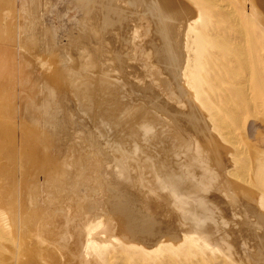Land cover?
Instances as JSON below:
<instances>
[{
  "label": "bare ground",
  "instance_id": "obj_1",
  "mask_svg": "<svg viewBox=\"0 0 264 264\" xmlns=\"http://www.w3.org/2000/svg\"><path fill=\"white\" fill-rule=\"evenodd\" d=\"M10 1L11 0H0V68H3V69H0V87L3 89L4 85L6 83H8L7 82L8 77L6 78L5 76H9V74H11V73H9V71H12V72L16 71L12 67L14 66V62L18 58V63L23 62L26 65L25 67L30 68L31 71L32 70L39 71L42 74V77H44V83H45V78H47L46 79L47 82L48 81L50 82L49 85L52 86L53 91H54L52 94H57L58 91L60 92L62 89L64 90L66 86H67V88H68V86H70L72 91L76 93V96H77V99L79 100V103L80 104L83 103V105L85 103V108H87L86 111H89V113L93 114V112H91L92 109H90V100H89V96L92 97L93 95L91 96V95H89L91 93H88L89 92L88 90H91L92 88L89 86L91 88L90 89L88 87L89 84L86 83L89 80L86 82L82 81L83 80L82 78L85 76V73L87 71L84 72V74H83L84 76L81 75V76H83L82 78L79 74L75 73V71L73 73H72V71L70 72L71 67L69 66L70 67L69 68L67 66L69 64L65 65V63H68L69 61H71V60H69V57H64V59L63 58L61 59L60 57L56 58V56H58L56 54V52H58L57 50H59V49H57L55 51L54 48L48 50V53L50 54V55H47L48 61H46V62L40 61V60L38 61V58H36L37 57V54H36V57H35L36 59L35 58L34 59H35V61L37 60V62H34L32 55L34 53H36V50L38 52L39 48L34 50L32 48V45L28 44L29 42H27V43L25 42V41H27V38H25L24 35H26L25 34V32L27 31L26 27L29 28V25L28 26L26 25V27H24L26 30L25 29H23V30H25V31H21V19H19L16 16L17 12L15 13V9L13 7L15 5L14 4L15 1L14 2L13 1L10 2ZM147 1L148 0H146V2ZM149 1H151V0H149ZM168 1L170 2V0H168ZM172 1H171V5H170V3H167L164 0H155L154 4L152 3L153 8L150 11L155 10L153 12H156V14L154 13V15L152 17H150V16L153 13L149 12L148 10L147 11L149 12V14L151 13L149 15V17L147 16L148 13L139 12V14L143 13L139 16L141 17V19L143 21H145L147 27H150L149 26L150 21L155 23V20L158 19V22L160 20H161V22L162 21L165 22V26L167 25L166 27L168 28L167 31L169 30L168 34H170L169 32H173L170 34L174 38V39H172L173 43L171 44V46L169 43L170 47H166L167 44L165 45V49L169 50V53H167L169 55H167V56H170V52H171V55L172 54L174 55V61H175V66L173 65L174 68L171 71L172 73L170 72V74L169 73L168 74H169V77H171V79L178 81L177 83H182V85H180L181 88L179 89L180 92H179L178 96L176 95V97L175 96L171 97V100L166 102V103H168V105H169V103L172 104V106L170 107L172 109L171 110L172 112H175L178 115L184 114L185 116H187V117L181 116V118L179 120V121H181V124L179 123L180 125H178V126L181 127V129H183L184 131L187 130L188 132H185V134L186 133L187 134L184 137L180 136L181 135L180 133H179L180 137L178 136V133H177V135L172 134V133L168 134L167 132L163 133L164 136L168 135V138L170 137L169 135H171L173 137L172 141H170V139L169 140L167 139V141H169V143L167 142L169 144L167 146H169V147H167L166 149H169L170 152L172 153V155L174 153H176L182 159L184 158V156H187V153L189 154L188 157H190V156L193 157L195 155L194 160H195L196 166H194V163H192L191 160L187 163L188 159L185 158L186 159L185 161L187 164H193V166L189 165L188 169H190V168L194 169V172L197 173L196 175L199 178V180H201V181L203 180L205 182H213V186L212 185H210V186L213 187L212 191H214V196L211 197V193H210L211 191L210 190H209L210 192L206 191L207 190L206 188L202 187V189H201V188H199L200 186H197L198 188L195 187V185H197V184H194V188L186 186L185 183H182V182L186 181V179L185 180L183 179L184 181L180 180L181 181L180 186H178V188H176V190L172 191V189H174L171 185L172 179H173V181L178 179L176 177L177 172H175V169H176L175 166L173 167L175 169L172 171L174 172V174L176 176L172 175L171 177H168L166 179L165 174H163L164 172H160V173L158 172L159 175L161 173H162L161 174L162 176L164 175L163 176L164 177V179H163L164 183H159L160 181H158V178H157L158 182L157 181L154 182V180L150 179L151 176L150 177L144 176V175L148 174L149 171L151 170V169H149L151 166L149 167V164L147 163L148 161L145 162V159H146L145 158L144 163H143L144 164L143 168H145L144 169L145 171H142L143 170L142 169V170H140V171H142L141 174H138L139 172L136 173L137 174L136 175L137 180L140 179L139 181H142L144 183V185L141 182L140 185L134 184V186L131 187L132 190H138V191L141 190L140 189L141 185H143L146 188V190L144 192L139 194V198H140L139 200L140 201H138L136 203L135 202L130 203L129 206H126L125 208L119 207L117 209V211H115V209L111 208V206H109V204H108L109 201H111V200L107 201L108 202L107 203L105 201L106 198L105 197L103 198V194H106L105 193L106 189L101 184L102 179L100 181V178L103 177L104 179H106L107 177L101 175L102 174L101 170H103V167L101 169L102 165L101 166L98 164L95 165V162L93 164L92 160H91L92 165L93 166L95 165V166L94 167L91 166L92 168H90L88 166V165H90V163H88L87 166L90 168L92 174L91 175L89 174L91 177H88L89 175L86 176V179H84L85 178L84 177L83 178L84 182H82L81 177H80V173H81L82 169L79 167V164H77V162H76L77 158H75V157H77V156H75V157L71 156V158H70V156L68 155V158L67 157L59 158V160H57V163H56V165L58 167L56 166V168H55L53 166V162H52L53 159H51L53 157V154H52V157L50 158V155H49L50 153L43 148V144L46 141H48V140H46L47 138L43 139V138H41L43 136L40 137V136H38L39 134L37 135L35 133V130L33 129L34 124L33 125L31 124L32 120H34V119H32L28 116V113L29 112L32 113L31 110H33L34 108H32V109L30 108V111H27L29 102H28V104H26L24 101L23 106L21 105L22 107L20 106V109L18 108L19 111L17 110L18 111L17 112L16 109L13 108L12 106L18 100L16 102H14V104L12 106H10L9 108H8L9 105L7 104V103H9V101H8L6 103L8 105V106L6 105L7 106V108H5L6 110L1 109L3 103L0 104V264H139L135 259L131 260V258L134 257L133 255H135L137 253H139V254L143 253L148 258H157L158 254L163 253L167 250H171L174 252L179 251V250H186L189 252L190 250H192L193 247L194 248L198 247L199 249L203 250V252L206 254V256H205V258L198 257L196 259V262L192 263V264H264V202L262 200L263 194L261 192L262 190H260L255 184L256 179L254 177L253 178L250 177L249 174H247V167L253 168L254 171L256 172V174L260 170L264 169V151L260 150L255 145H253L252 142L250 141V139L247 137V134L245 132L246 131L245 126L247 128V125H254L257 127H263L264 128V82H262L263 80L261 79V76H260L262 73H258L257 79H255V83L257 84V86H256L257 92L255 94L253 93L252 87H251L252 83H254L253 80L251 79L252 77L250 78L251 79V85H250V79L243 80V82H239L241 84V86L239 87L238 93L240 92L239 94H242L246 99H248V102L251 103L252 108L251 107H250L251 109L248 108V111H246V113L244 111L245 114H243V111H241V108H240L239 111L242 112V114H241V113L236 112L234 109L231 111L230 110L231 107L230 108L226 107L227 110L229 109V111H225L227 113L229 121L224 119V118L219 117L220 114L217 110V107L212 105V108H210L211 107L210 102H209L210 97H208V96H211V95H209L208 93L206 94L205 93L206 91H203V89H204L203 83H201L202 85H199L198 82L194 79L193 74L191 73L190 69L188 68L189 67L188 66L189 65L188 59L185 61V57H184V60H183V56H185L182 54V48H183L182 41L184 38L183 37V35H184L183 24H185V23L189 24L190 20L194 19L193 17L194 16L196 17V14L198 12L196 14H194V16H192V19L190 18L191 16L190 17H188V16L185 17L184 15L181 16L180 11L178 12L177 10L179 8L183 9L186 7V6H184V3L182 6V2L184 0L181 1V6H179V4L172 2ZM238 1H239V4H242L244 6L248 5L247 4V2H248L249 7H250L248 11H250L251 15H253L257 20L261 21V23L264 24V2H263L264 0H238ZM12 3H13V5H11ZM130 4H131V2H130ZM133 4H135V3H133ZM140 4H141L140 7L142 8L145 3L143 4V2H142ZM233 4H231V5H233ZM95 5H94V7H96ZM185 5H187L186 2H185ZM226 5H229V4H226ZM105 6H107V5H105ZM190 6H192V5H190ZM218 6L222 10V12L225 13L224 16L226 14L230 17L234 15V14L231 15L230 8H228L229 6L227 7V6H223L220 4ZM138 7H139V5H138ZM146 7L147 6L144 7L145 11L147 8L149 9L151 7V5H150V7H147V8ZM245 7H247V6H245ZM106 8H104L105 11H106ZM233 8H234V6H233ZM186 9H187V11L188 10L193 11L194 8L193 9L186 8ZM132 10H134V6H133ZM139 10H140V8H139ZM235 10H236V8H235ZM100 11H102V10H100ZM110 11H111V13L113 12V10H110ZM192 11H188V12L185 11L186 12L185 15L189 12H190V14H192L193 13ZM23 13H24V11H23ZM144 13L148 18H146ZM168 13H170L169 14L170 16H168ZM206 13L208 14V12H206ZM216 13H215V16H216ZM22 14H19V15L24 16ZM28 15H30V14H28ZM160 15H162L163 18H161ZM247 15H248V13H247ZM165 16H166V18H165ZM226 16H225V19H226ZM104 17H108V16H104ZM104 17H102V18H104ZM248 17H247V20H248ZM24 18H27V17H24ZM181 18L184 19L183 23H181L183 21ZM187 18H189V19H187ZM221 18H223V17H221ZM185 19L188 21L185 22ZM175 20H177L176 25L174 23ZM232 20H233V22H235L234 18ZM105 21H106V19H105ZM147 22H149V24ZM158 22H157V26H158ZM26 24H28V22ZM29 24L34 25V27L36 26L35 23L34 24L29 23ZM159 24H160V22H159ZM31 25H30V27L33 28ZM87 25H88V23H87ZM107 25H108V23H107ZM162 25H163V23H162ZM162 25L160 24V26H162ZM154 26H155V24H154ZM244 26H245V24H244ZM202 27H203V25H202ZM144 28H145V26H144ZM157 28H159V26ZM148 29H150V28H148ZM185 29H186V27H185ZM233 29H234V34L237 35V37H236L237 39H238V37L239 38H246L245 31L241 28V25H240V27H239V25L238 26L235 25L233 27ZM155 30L156 29L153 30V28L151 29L152 35L153 34L155 35L156 32L158 33L159 29L157 31H155ZM228 30H230V29H228ZM228 30H226V31H228ZM215 31L217 32V29H215ZM215 31H213V32H215ZM163 32L165 33V31H163ZM163 32L161 31V34ZM185 32H186V30H185ZM164 33L162 36H164V38H165L166 35H164ZM225 33H227V32H225ZM218 34H220V33H218ZM85 35H87V34H85ZM215 35H216V33H215ZM226 35H228V33ZM226 35H224V36H226ZM172 36H169V37H172ZM184 36L186 38V35H184ZM32 37H34V35ZM32 37L30 40H32ZM82 37L84 38V36H82ZM82 37H80V39ZM219 38H221V36ZM229 39H230V36H229ZM163 40H166V39H163ZM234 40H231V39L228 40L229 42L227 45H229V46H226V45L225 46L228 50H230L232 52L234 57H237L235 62L237 64L243 66L245 70L249 71V69H250V66H249L250 51H248L247 48L242 47L240 44H237L236 42L238 40L236 42ZM241 40L243 41V39H241ZM39 41H40V39L38 40V42ZM160 41H162V39ZM168 41L169 40L167 39L165 42L168 43ZM244 42H245V40H244ZM30 43H31V41H30ZM32 43H33V41H32ZM35 44H36V42H35ZM40 45H41V41H40ZM87 45H89V44H87ZM35 46H37V45H35ZM252 48H255V47L252 46ZM41 49H43V48H41ZM89 49H90V47H89ZM14 50L18 51L17 55L14 54V52H16ZM32 50L34 53L32 52ZM43 50H42V52H43ZM63 50H64V48H63ZM209 50H211V49H209ZM254 50H253V52H254ZM45 53H47V52H45ZM67 53L69 54V52H67ZM92 53H94V52H92ZM58 54H59V52H58ZM78 54H79V51H78ZM213 54H215V53H213ZM186 55H188V54H186ZM191 55H188V56H191ZM59 56L62 57V54ZM252 56H254V55L252 54ZM171 58L173 59V56ZM80 60H82V59H80ZM169 60H171V59H169ZM91 61H92V58H91ZM148 62H149V60H148ZM171 62H173V61L171 60ZM171 62H169V63L171 64ZM50 63H54V67H52L53 65ZM73 63H74V61H73ZM87 63H88V61L86 62V64H83V66L84 65L87 66ZM15 65H16V63H15ZM258 65L259 64L257 61L255 64V67L257 70H259L261 68V67L259 68ZM10 67L12 68V70ZM25 67H23V68H25ZM89 67H90V65H89ZM92 67H94V66H92V64H91V68ZM17 68H18V66H17ZM28 68L25 70L24 73H27L26 71H28ZM21 69L22 68H20V70ZM236 69H237V66H236ZM256 69H255V71H256ZM29 71H28V73H29ZM39 72H38V74H39ZM33 73L35 74L36 72L33 71ZM13 74L16 75L17 71ZM80 74H82V73L80 72ZM90 74H91V72H90ZM90 74H88V75H90ZM25 75H27V74H25ZM31 76H32V74L29 76V78ZM100 76H102V75H100ZM245 76H246V74H245ZM92 77H94V76H92ZM18 78H19V74H18ZM29 78H27V80H29ZM33 78H31L33 80V82H32L33 86L36 84L39 85L38 81H36ZM95 78H98V77H95ZM95 78H94V80H95ZM105 78H107V77H105ZM208 78H210V76ZM40 79H41V77H40ZM40 79H39V83L41 82ZM161 79H163V77ZM21 80L23 82V79H21ZM92 80H93V78H91V81ZM100 80H101V78H100ZM169 80H170V78H169ZM18 81H20V80H18ZM35 81H36V84H35ZM98 81H99V79H98ZM98 81H97V83H98ZM11 83L13 84L12 81H11ZM32 83H29V84H32ZM162 83H163V81H162ZM174 83H175V81H174ZM18 84H20V83H18ZM6 85H7V88H8V86L11 88L10 85H8V84H6ZM91 85H93V83ZM164 85H166V83L163 84V86ZM30 86H32V85H30ZM102 86H103V84H102ZM115 86L116 85H114L113 87H115ZM36 87L38 88V86H36ZM97 87H100V86H97ZM103 87H105V84ZM94 88H96V86H94ZM100 88H102V87H100ZM14 89L15 88L12 89V92ZM103 89H105V88H103ZM6 90H8V89H6ZM20 90H21V88H20ZM33 90H35V89H33ZM96 90H98V88ZM96 90H95V94H96V92L99 93V90L98 91H96ZM175 90L177 91V89H175ZM175 90H173V91H175ZM3 91H5V90H3ZM24 91H25V89H24ZM38 91L39 90H37V92ZM105 91H107V90H105ZM105 91H103V92H105ZM7 92H5V93L7 94ZM29 92L27 91V93H29ZM103 92L101 95H103ZM169 92H170V89H169ZM34 93H36V92H34ZM41 93H43V92H41ZM64 93H65V91H64ZM70 93H72V92H70V90H69L68 94H70ZM166 93H168V92H166ZM13 94H15V92ZM52 94H50L51 97L54 96V95L52 96ZM107 94H108V97L110 99L111 98V92L107 91ZM169 94H168V96H169ZM174 94H176V92ZM7 95L11 99L12 95L11 96H9V94H7ZM7 95L5 97H7ZM58 95H61V94L59 93ZM58 95H56V96H58ZM27 96H28V94H27ZM156 96H158V95H156ZM237 96H239V95H237ZM104 97L106 98V96H104ZM255 97H257V98L261 97V99H262L260 109H256L257 106L254 105L255 104L254 103ZM2 98H0V99H2ZM58 98H59V96H58ZM68 98H69V96H68ZM59 99H61V98H59ZM111 99L113 100V98H111ZM48 100L49 99H47V101ZM64 100H61V101L67 102V100H65V101ZM235 100H237V99H235ZM21 101H22V99H21ZM94 101H96V100H93V102ZM101 101H99V102H101ZM105 101H107V100L105 99ZM114 101H115V99H114ZM50 102L52 103V99ZM99 102L96 104H100ZM211 102H212V100H211ZM213 102H215V100ZM240 102H241V99H240ZM107 103H108V101H107ZM74 104H76V103H74ZM93 105H95V104L93 103ZM64 106L67 107L68 105H64ZM66 107H63V109ZM99 107H101V106H99ZM60 108H62V106ZM68 109H69V106H68ZM36 110H37V108H36ZM39 110H41V109H39ZM100 110H99V112H100ZM34 111H35V109H34ZM140 111H143V110H140ZM36 112L37 111H35L34 114ZM99 112H98L97 118H99L98 116H100L103 119L102 121H105L106 117L104 115H100L101 113H99ZM157 112H160V111L157 110ZM167 112H168V110H167ZM42 115H43V112H42ZM147 115H148V113H147ZM15 116H16V118H15ZM38 116H40V115H38ZM148 116L151 117L150 113ZM173 116H174V114H173ZM18 117L20 118L19 119L20 123L17 121L20 124L18 126L19 129L16 128L17 125L12 121V120L15 121V119H17ZM40 117H42V116H40ZM91 117H92V115H91ZM175 117L177 118V116H175ZM222 117H224V116L222 115ZM33 118H34V115H33ZM93 118H95V117H93ZM144 118H146L145 120L148 121L147 117H144ZM144 118H142V120ZM38 119H39V117H38ZM134 119H136V117ZM152 119L154 120V118H152ZM164 119L161 118L160 119L161 122ZM170 119H172V118H170ZM36 120H37V118H36ZM151 120H149V121L151 122ZM167 120L169 122V118ZM173 120H175V119H173ZM182 120H183V122H182ZM37 121H39V120H37ZM37 121L34 122L35 125H36ZM54 121L57 122V120H55V118H54ZM156 121H157V119L155 117V122ZM105 122H107V121H105ZM136 122H138V121H136ZM165 122H166V120H165ZM175 123H178V122H175ZM38 124H40V123H38ZM38 124H37V126H38ZM67 124H69V123L67 122ZM108 124H109V122H108ZM134 124H135V122H134ZM42 125H43V123H42ZM151 125H153V123H151ZM155 125H156V123H155ZM165 125L167 126L168 124H165ZM97 126H99V125H97ZM146 126H148V125H146ZM40 127L42 129V126H40ZM169 127L168 128L171 131L172 125ZM150 128L152 129V127H150ZM168 128L166 129L167 131H168ZM17 129L23 130L26 137H28V136L33 137V142L35 143V145H33L34 146L33 150H31V151L30 150H21V151L17 152V149L15 147L16 145L14 146V144H15L14 142L16 141V136H15L16 134L15 133H16ZM35 129L41 130L40 128H35ZM157 131H159V130H157ZM184 131H181V132H184ZM20 132H22V131H20ZM177 132H178V130H177ZM133 133H135V132H133ZM68 135L69 134H67V137H68ZM71 135H72V133H71ZM71 135L69 137H71ZM103 135H104V132H103ZM68 138L66 139V141H68ZM165 138H167V137H165ZM74 139H75L74 143L76 144L77 140L75 137H74ZM162 139H164V138H162ZM78 140H79V138H78ZM111 140L114 141V139H111ZM64 141L65 140H63V142ZM137 142H139V141H137ZM137 142L135 144H137ZM155 142H156V140H155ZM68 143H69V141H68ZM111 143L112 142L110 141V144ZM164 143H166V141ZM110 144H108V145H110ZM132 144H134V143H132ZM72 145H74V144H72ZM45 146H46V144H45ZM47 146H49V144ZM164 146H165V144H164ZM29 147H26V148L30 149ZM148 147L150 148V146H148ZM22 148L25 149L24 147H22ZM72 148L76 149L75 147H72ZM67 149H68V147H67ZM164 149H165V147H164ZM132 150H133V148H132ZM132 150L131 151L127 150L128 154L130 152L133 153L135 151V150L134 151H132ZM138 150H137V152H138ZM159 150H161V149H159ZM69 151L73 152L74 150L73 151L69 150ZM76 152L79 153V151H76ZM140 152H141V149H140ZM158 153H159V151H158ZM166 153H167V151H166ZM72 154H75V153H72ZM75 155H77V154H75ZM122 155H124V154H122ZM153 155H154V152H153ZM168 155H170V154H168ZM57 156H58V154H57ZM131 156H132V154H131ZM158 156H156V157L158 158ZM60 157H61V155H60ZM154 157H153V159H154ZM156 157H155V159H157ZM160 157L163 158L162 156H160ZM126 158H128V157H126ZM143 158L144 157H142V159ZM151 159H149V160H151ZM167 159H168V163L170 164V162H171L170 157H167ZM138 160H140V159H138ZM142 161H140V162H142ZM101 162H103V161H101ZM155 162H156V160H155ZM177 162H179V161H176V162L172 161V164L177 163ZM109 163H106V164L104 163V164L107 165ZM132 163L136 164L137 162L134 161L131 157L130 164H132ZM113 164H115V163H113ZM182 165H183V163H182ZM197 165H198V167H197ZM112 166H114V165H112ZM153 166H154V164H153ZM184 167H185V165H184ZM89 168H87V169H89ZM155 168H157V167H155ZM96 169L97 170L100 169V171H97ZM147 169H149V171H147ZM181 169H183L182 166H181ZM108 170H110V169H108ZM114 170H116V169H114ZM94 171H95V174H94ZM154 171L157 172V170H154ZM160 171H162V170H160ZM177 171H178V169H177ZM83 172L85 173V171H83ZM166 172H167V170H166ZM203 172H205V173H203ZM86 173H87V171H86ZM143 173H144V175H143ZM154 173L155 172H153V174ZM207 173H209V176L207 175ZM178 174H179V172H178ZM150 175H152V174H150ZM167 175H168V173H167ZM162 176H160V177H162ZM147 178H149L150 180H148ZM207 179H209V180L207 181ZM71 180H72V183L70 182ZM257 180H258V178H257ZM187 183L189 184V182H187ZM86 185H88V187ZM118 194H120V193H118ZM212 195H213V192H212ZM85 196H88V197H85ZM172 196H174V197H172ZM169 197L174 199L173 202L169 203V201L167 200V199H169ZM134 201H135V199H134ZM140 205H141V207H140ZM214 208H216V209H214ZM165 209L170 210V212H171L170 216H168V215L165 216L163 214ZM193 209H194V211H193ZM172 210H174V213H176V212L178 213L177 215L174 214L175 215L174 217L171 216ZM124 212L125 213L127 212L128 214L127 213L124 214ZM166 212H168V211H166ZM184 214L185 215L187 214V215L185 216ZM129 253H131V254H129ZM130 256H133V257L130 258ZM167 264H168V262H167Z\"/></svg>",
  "mask_w": 264,
  "mask_h": 264
},
{
  "label": "rangeland",
  "instance_id": "obj_2",
  "mask_svg": "<svg viewBox=\"0 0 264 264\" xmlns=\"http://www.w3.org/2000/svg\"><path fill=\"white\" fill-rule=\"evenodd\" d=\"M12 1L13 2L15 1V3H14L15 5L13 7L15 9V13L17 12L16 16L19 19H21V31H25L27 29V31L25 32L26 35H24L25 38H27V41H25V42L26 43L29 42L28 44H31L32 48L34 50L39 48L38 52L40 54L37 52V50H36V53H34L32 50V52L34 53L32 55V58L34 59L36 57V54H37L36 58H38V61L40 60V61L46 62V61H48L47 55H50L48 53V50L54 48V50L56 51L57 49H59V50H57L59 52V54H58V52H56V54L58 55V56H56V58L60 57L61 59L62 58L64 59V57H69V60H71V61H69L68 63H65V65L69 64L67 66L71 67V68L70 67L69 68H70V72L72 71V73L75 71V73H77L81 76L84 74V72L87 71L85 73V76L83 75L84 77L81 76V78L83 77L82 81H84V82H86L88 80L90 81V82L88 81L86 83L89 84L88 87L90 86L92 89L90 87L89 88L94 92L93 93L91 90H88L89 91L88 93H91L89 95H91V96L93 95L92 97L89 96L90 109H92L91 112H93V114H94L93 115V114L89 113V111H86L87 108H85V103H84V105H83V103L82 104L79 103V100L77 99L76 93L72 91L70 86H68V88L66 86L64 90L62 89L60 92L58 91L57 94H52L54 91H53L52 86L49 85L50 82L49 81L47 82V80H46L47 78H45V83H44V77H42V74L39 71H37V70L31 71L30 68L25 67L26 65L23 62L21 63L19 61L20 63H18V58L16 61L14 60L15 61L14 66L12 65L13 66L12 68H14V70L17 71V74H16L17 76L13 74L16 71H14V72L9 71V73H11V74H9V76H5L6 78L8 77L7 78L8 83H6V84L10 85L11 88L9 86L7 88L6 84H5L6 86L4 85L5 88L3 87V89H2L0 87V94L2 93L0 95V98H2V97L4 98V99L3 98L0 99V104L3 103L1 109L7 108L8 105H9L8 106V108H9L10 106H12L14 104V102H16L18 100L19 102L17 101L12 106L13 108L16 109V111L17 110L19 111L20 106L21 105L23 106L24 101L26 104H28V102H29L27 111H30V108L31 109L34 108L35 111H37V112L39 111L38 112L39 114L36 112L35 113L36 115H35L34 114L35 111L33 109V110H31L32 113L31 112H29L30 114L28 113V116L30 118L34 119V120L31 119L33 122V123L31 122V124L32 125L34 124L33 129L35 130V133L37 135L39 134L38 136H40V137L43 136V137H41L43 139L47 138L46 140H48V141H46L43 144V148L50 153L49 154L50 158L52 157V154H53L54 158L52 157L51 159H53L52 162H53V166L55 168L57 166L56 163H57V160H59V158H63V157L68 158V155L70 156V158H71V156L72 157L77 156V157H75V158H77L76 162H77V164H79V167L82 169L81 173H80V177H81L82 182H84V179H86V176H88L89 174L90 175L92 174L90 168L94 167L97 164L100 166L102 165L101 169L103 167V170H101L102 171L101 175L107 177L106 179H104L103 177L100 178V181L102 179L101 184L106 189L105 190L106 194H103V198L104 197L106 198L105 199L106 202L111 200V201H109V203L108 202L107 203L109 204V206H111V208L115 209V211H117V209L119 207L125 208L126 206H129L130 203H134V202L136 203V202L140 201L139 200L140 199L139 194L144 192L146 190V188L143 186L144 183L142 181H139L140 179L137 180V176H136L137 174L136 173L139 172L138 174H141L142 171H145L144 170L145 168H143V165H144L143 163H144L145 158H146L145 162L148 161L147 163L149 164V167L151 166L149 168L151 170L149 171V169H147V171H149V173L148 172H147L148 174L145 173L146 175H144V173H143V175L146 177L151 176L150 179L154 180V182H156L157 178H158V181H160L159 183H164V181H163L164 175L162 176L161 175L162 173L159 175L160 172H164L163 174H165L166 179L168 177H171L172 175L176 176L174 174V172L172 171L175 169V168H173L175 166L176 167L175 172H177L176 177L178 179L174 180V181L172 179L171 185L174 188V189H172V191L176 190V188H178V186H180V182L184 181L186 179V181L189 182V184L186 181L182 182V183H185L186 186L194 188V184H197V185H195V187L200 186L199 188H201V189H202V187L206 188L207 189L206 191H209V190L211 191V192L209 191L211 193V197L214 196V191H212L213 182H205L203 180L202 181L199 180V178L196 175L197 173L194 172V169H192V168L188 169L189 165L193 166V164H187L190 160L192 161V163H194V166H196L195 165L196 163L194 160L195 155L193 157L192 156L188 157L189 154L187 153V156H184V158L182 159L176 153H174L172 155L170 150L166 149L167 147H169V146H167V145H169L168 144L169 141H167V139L168 140L170 139V141H172L173 137L171 135H169L171 138L170 137L168 138V135L164 136L163 133L167 132L168 134L172 133V134H176V135L178 133V136L180 134H181L180 136H183V137L186 136L187 133L185 134V132H188V131L187 130L184 131L178 125L181 124V121H179L181 116L182 117H187V116H185L184 114L178 115L175 112H172L171 111L172 109L170 108L172 106V104L169 103V105H168V103H166V102L171 100V97H173V96L176 97V95L178 96V94L180 92L179 89L181 88L180 85H182V83H177L178 81L171 79V77H169L170 72L174 68L173 65L175 66V61H174V55L173 54L171 55V52H170V56H167V55H169V54H167V53H169V50L165 49V45L167 44L166 47H170L171 44L173 43L172 39H174V38L172 35H170L173 32H169L170 34H168L169 30L167 31V29H168L166 27L167 25L165 26V22L164 21L161 22V20H160L159 21L160 24L162 25V23H163V25L160 26L158 19H156L157 21L155 20V23L150 21V25H149L150 27H147L145 21H143L141 19V17L139 16V15L143 14V13L139 14V12L148 13L147 14L148 17L151 13H153V14H151L150 17H152L154 15V13L156 14V12H153L155 10L150 11L153 8L152 6H153L155 0H151V1L148 0L147 2H146V0H139L140 2L138 0H135V1L134 0H129V1L128 0H125V1L124 0H100V1L99 0H88V1L87 0H33V1L32 0H11L10 2H12ZM164 1L167 3H170V5H171L172 0H170V2L168 0H164ZM181 1L182 0H173L172 2H175V3L179 4V6H181ZM233 1L234 0H184L182 2V6L184 3V6H186V7L183 9L179 8L177 10L178 12L180 11L181 16H183V15L185 17L191 16L190 17L191 19H192V16H194V14H196L198 12L196 14V17L194 16L193 17L194 19L190 20L189 24H187V23L183 24L184 35H186V38H187L186 39L185 36L183 35V37H184L183 41L180 39L182 41V45H183L182 54L185 55V56H183V60H184V57H185V61L188 59V61H189V65H188L189 67L188 68L190 69L191 73L193 74L194 79L198 82L199 85H202L201 83H203V87H204L203 91H206L205 92L206 94L208 93L209 95H211V96H208L211 98V99L209 98V102L211 105L210 108H212V105L217 107V110H218L219 114L221 115V116L219 115V117L224 118L226 120H228V116H227V113L225 111H229V109L227 110L226 107L227 108L231 107L230 108L231 111L234 109L236 112L241 113V114H242V112L239 111L240 108H241V111H243V114H245L246 111H248V108H250V107L252 108V105L250 102H248V99H246L242 94H239L240 92L238 93L239 87L241 86V84L239 82H243V80H247V79H250L252 77L251 79L253 80L254 83H252L251 87H252V91L254 94L257 92V90H256L257 84L255 83V79H257L258 73L263 74V75L261 74L260 76H261V79L263 80L262 82H264V24L261 23V21L257 20L253 15H251L250 11H248L250 8L248 2H247L248 5H245L247 7H245L244 5L239 4L238 0H235L236 2L235 1L233 2ZM130 2H131V4H130ZM142 2H143V4L144 3L145 4L144 5L142 4L143 7L141 8L140 3H142ZM185 2L187 5H185ZM133 3H135L137 6ZM217 4L227 6V7L229 6L228 8H230L231 15L234 14L233 16H231L232 18L226 14L227 16L225 15L226 16V19H225V16H224L225 13L222 12V10L220 9V7ZM226 4H229V5H226ZM231 4H233V5H231ZM11 5H13V3ZM94 5L96 7H94ZM105 5H107V6H105ZM138 5H139V7H138ZM150 5H151V7H150ZM190 5H192V6H190ZM133 6H134L135 11L132 10ZM145 6L150 7V8L148 9L146 7L147 9L145 11V8H144ZM233 6H234V8H233ZM104 8H106V11L104 10ZM139 8H140V10H139ZM186 8H190V9L194 8L193 11L188 10V11H192L193 13L191 12L192 14H190V12H189V13H187L188 15L187 14L185 15V13L188 12ZM235 8H236V10H235ZM100 10H102V11H100ZM110 10H113V12H112L113 14L111 13ZM147 10L151 13L149 14V12ZM23 11H24V13H23ZM205 11L208 12V14ZM18 13L19 14L23 13L22 15H24V16H20ZM145 13H144V15H145ZM215 13H216V16H215ZM247 13H248V15H247ZM28 14H30V15H28ZM169 14L170 13H168V16H170ZM103 15L108 16L109 18L104 17ZM147 16H146V18H148ZM24 17H27V18H24ZM102 17H104V18H102ZM160 17L163 18L162 15H160ZM221 17H223V18H221ZM247 17H248V20H247ZM165 18H166V16H165ZM233 18H234L235 22H233V20H232ZM105 19H106V21H105ZM187 19H189V18H187ZM177 20H175V22H174L175 25L177 24L176 23ZM182 20H181L182 21L181 23L184 22V19H182ZM26 21L28 22V24H26L27 23ZM186 21H188V20L185 19V22ZM157 22H158L159 28H157L158 27ZM29 23H33V24L35 23L37 27L36 26L34 27V25H31ZM87 23H88V25H87ZM107 23H108V25H107ZM147 23L149 24V22H147ZM154 24H155V26H154ZM244 24H245V26H244ZM26 25L27 26L29 25V28L26 27ZM30 25L33 28H31ZM202 25L204 28L202 27ZM235 25H237V26L239 25V27L241 25V28L245 31L246 38H239V37H238V39L236 38L237 35L234 34V29H233V27ZM144 26H145V28H144ZM24 27H26V29ZM185 27H186V29H185ZM219 27L220 28L222 27V28L220 29ZM148 28H150V29H148ZM152 28H153V30L156 29L155 31H157L159 29L158 33L156 32L155 35L154 34L152 35V31H151ZM23 29H25V30H23ZM215 29H217V32L215 31ZM228 29H230V30H228ZM160 30L162 32L165 31V33L163 32L164 35H166L165 38H164V36H162L163 33L161 34ZM185 30H186V32H185ZM226 30H228V31H226ZM213 31H215V32H213ZM225 32H227L228 35H226L227 33H225ZM215 33H216V35H215ZM218 33H220V34H218ZM85 34H87V35H85ZM223 34L226 36H224ZM33 35L35 38L32 37ZM168 35L172 36V37H169ZM219 35L221 36V38H219L220 37ZM82 36H84V38ZM229 36H230L231 40L235 39L234 40L235 42L238 40L236 42L237 44H240L242 47L247 48V50L250 51V54H249L250 69H249V71L245 70L243 66L237 64L235 62L237 57H234L232 52L226 48V46H229V45H227L229 42L228 40H230ZM31 37H32V40H30ZM80 37H82V38L80 39ZM37 39L38 40L40 39L41 45H40V41L38 42ZM161 39H162V41H160ZM163 39H166V40L168 39L169 40L168 43H166L165 42L166 40H163ZM241 39H243V41ZM29 40L31 41V43ZM244 40H245V42H244ZM32 41H33V43H32ZM35 42H36V44H35ZM169 43H170V46H169ZM34 44L37 46H35ZM87 44H89V45H87ZM252 46H254L256 49L252 48ZM89 47H90V49H89ZM41 48H43L45 51ZM63 48H64V50H63ZM209 49H211V50H209ZM252 49L253 50L255 49L254 52ZM42 50H43V52H42ZM65 50L67 52H69V54ZM14 51H16V50H14ZM78 51H79V54H78ZM17 52L18 51L14 52V54L17 55ZM45 52H47V53H45ZM92 52H94V53H92ZM213 53H215V54H213ZM61 54H62V57L59 56ZM186 54H188V55L192 54V55L188 56ZM252 54L255 57L252 56ZM172 56H173V59L171 58ZM91 58H92V61H91ZM35 59H34V62H37V60L35 61ZM80 59H82V60H80ZM169 59H171L173 62H171V60H169ZM148 60H149V62H148ZM73 61H74V63H73ZM87 61H88L87 66L86 65L83 66V64H86ZM255 61L256 62L258 61V64H259L258 67L259 68L261 67L259 70H257L255 67V64H256ZM169 62H171V64ZM15 63L18 66V68L15 65ZM50 64H52L53 65L52 67H54V63H50ZM91 64L94 67L91 68ZM89 65H90V67H89ZM22 66L25 68H23ZM236 66H237V69H236ZM12 68H11V70H12ZM20 68H22V69L20 70ZM27 68H28V71L30 70L29 73H28V71H26L27 73H24ZM0 69H3V68H0ZM255 69H256V71H255ZM33 71H35L36 73L34 74ZM38 72H39V74H38ZM80 72L82 74H80ZM90 72L92 75L90 74ZM18 74H19V78H18ZM25 74H27V75H25ZM31 74L34 78L32 76L29 78V76ZM88 74H90L91 76ZM245 74H246V76H245ZM38 75L41 77V79ZM100 75H102V76H100ZM92 76H94V77H92ZM209 76H210V78H208ZM95 77H98V78H95ZM99 77L101 78V80ZM105 77H107V78H105ZM162 77H163V79H161ZM27 78H29L30 81L27 80ZM31 78L38 81L39 85H37L36 81H35L36 85L33 86V83H32L33 80ZM91 78H93L92 81H91ZM94 78H95V80H94ZM169 78H170V80H169ZM21 79H23V82ZM39 79L41 81L40 83H39ZM98 79H99V81H98ZM251 79H250V85H251ZM18 80H20V81H18ZM11 81L13 82V84L11 83ZM97 81L99 84L97 83ZM162 81H163V83H162ZM174 81H175V83H174ZM18 83H20V84H18ZM29 83H32V84H29ZM92 83H93V85H91ZM165 83H166V85L163 86V84H165ZM102 84H103V86L105 84V87H103ZM30 85H32V86H30ZM114 85H116L117 87L116 86L113 87ZM36 86H38V88ZM94 86H96V88H94ZM97 86H100L102 88L97 87ZM12 87L15 88L13 90V92H12V89H13ZM20 88H21V90H20ZM97 88H98L100 94L98 92H96V94H95V90ZM103 88H105V89H103ZM168 88L170 89V92H169ZM6 89H8V90H6ZM24 89L26 92L24 91ZM33 89H35V90H33ZM36 89L39 91L37 92ZM175 89H177V91ZM3 90H5V91H3ZM69 90L72 93L68 94ZM98 90H96V91H98ZM105 90L111 92V98H113V100L111 98L109 99L107 91H105ZM173 90H175V91H173ZM27 91L28 92L30 91V92L27 93ZM64 91H65V93H64ZM101 91L102 92L105 91V92H103V95H101L102 94ZM5 92H7V94H9V96L12 95L11 99H10V97H8V95ZM14 92L16 95L13 94ZM34 92H36V93H34ZM41 92H43V93H41ZM166 92H168V93H166ZM175 92H176V94H174ZM59 93L61 95H58ZM27 94H28V96H27ZM50 94H52V96L53 95L54 96L51 97ZM168 94H169V96H168ZM6 95H7V97H5ZM56 95H58L59 98H61V99H59L58 96H56ZM156 95H158V96H156ZM237 95H239V96H237ZM68 96L70 99L68 98ZM104 96H106V98ZM21 99H22V101H21ZM47 99H49V100L47 101ZM51 99H52L53 104L50 102ZM64 99L67 100V102ZM105 99L108 101V103H107V101H105ZM114 99H115V101H114ZM235 99H237V100H235ZM240 99H241V102H240ZM61 100H64L65 102H63ZM93 100H96V101L93 102ZM211 100H212V102H211ZM214 100H215V102H213ZM8 101H9V103H7ZM99 101H101V102H99ZM98 102L100 104H96ZM74 103H76V104H74ZM93 103L95 105H93ZM254 103H255L254 105L257 106L256 109H260V105L262 103L261 97H258V98L255 97ZM60 105L62 106V108H60L61 107ZM64 105H68L69 109H68V106L66 107ZM99 106H101V107H99ZM63 107H66V108L63 109ZM36 108H37V110H36ZM39 109H41V110H39ZM99 110H100V112H99ZM140 110H143L145 113L143 111H140ZM157 110L160 112H157ZM167 110H168V112H167ZM244 111H245V113H244ZM42 112H43V115H42ZM98 112L101 113L100 115H104L107 118V119L105 118V121H107V122L102 121L103 119L100 116H98L99 118H97ZM147 113H148V115L150 113L151 117H149L147 115ZM37 114L42 116V117L38 116ZM173 114H174V116H173ZM33 115H34V118H33ZM91 115H92V117H91ZM222 115L224 117H222ZM134 116L136 117V119H134L135 118ZM175 116H177V118ZM38 117H39V119H38ZM93 117H95V118H93ZM144 117H147L148 121L145 120L146 118H144ZM155 117L157 119L156 122H155ZM160 117L162 119H164V118L165 119L162 120V122H161ZM167 117L169 118V122L167 120L168 119ZM15 118H16V116H15ZM36 118L40 122L37 121ZM54 118H55V120H57V122L54 121ZM142 118H144V119L142 120ZM152 118H154V120ZM170 118H172V119H170ZM19 119H20L19 117L17 119H15V121L11 119L17 125L16 128H18V129H19L18 126L20 125ZM173 119H175V120H173ZM149 120H151V122ZM165 120H166V122H165ZM35 121H37L40 124H38L36 122V125H35V123H34ZM136 121H138V122H136ZM67 122L69 124H67ZM108 122H109V124H108ZM134 122H135V124H134ZM175 122H178V123H175ZM182 122H183V120H182ZM42 123H43V125H42ZM151 123H153V125H151ZM155 123L157 126L155 125ZM37 124H38V126H37ZM165 124H168L167 125L168 127L172 125L171 131L169 129L170 127L168 128ZM97 125H99V126H97ZM146 125H148V126H146ZM40 126H42L43 130L41 129ZM149 126L152 127V129ZM35 128H40L41 130L38 129L39 130L38 131ZM167 128H168V131L166 130ZM18 129L16 130V133H15L16 134L15 135L16 141L14 142L15 143L14 146L16 145L15 147L17 149V152H19L21 150H30V151L33 150V147H34L33 145H35V143L33 142V137H29V136L26 137L24 134V131L18 130ZM156 129L159 130L160 132L157 131ZM176 129L178 130V132ZM245 129H246L245 132L247 134V137L250 139L252 144L255 145L257 148H259L260 150L264 151V128L263 127H257L254 125H247V128L245 126ZM20 131H22V132H20ZM181 131H184V132H181ZM103 132H104V135H103ZM133 132H135V133H133ZM71 133H72V135H71ZM67 134H69L68 137L71 135V137H69L70 139L67 137ZM73 136L76 138L78 143L77 142H76V144L74 143L75 139ZM165 137H167V138H165ZM67 138H68L69 143H68V141H66ZM78 138H79V140H78ZM110 138L114 139V141H112ZM162 138H164V139H162ZM63 140H65V141L63 142ZM155 140H156V142H155ZM110 141L112 142L111 144H110ZM137 141H139V142H137ZM165 141H166V143L167 142L168 143L167 144L164 143ZM136 142L138 145L135 144ZM71 143L74 145H72ZM132 143H134L135 145ZM45 144H46V146H45ZM48 144H49V146H47ZM108 144H110V145H108ZM164 144H165V146H164ZM21 146L24 147L25 149H23ZM148 146H150V148ZM26 147H29L30 149H27ZM67 147L69 150H71V151L74 150V151L70 152L67 149ZM72 147H75L76 149H74ZM164 147H165V149H164ZM132 148H133V150H132ZM140 149H141V152H140ZM159 149H161V150H159ZM127 150H130V151L135 150V151L133 152L134 154L129 151L132 154V156H131L130 153L128 154ZM137 150H138V152H137ZM76 151H79V153ZM158 151H159V153H158ZM166 151H167V153H166ZM153 152H154V155H153ZM72 153H75L77 155L72 154ZM57 154H58V156H57ZM122 154H124V155H122ZM168 154H170V155H168ZM60 155H61V157H60ZM140 155L144 158L142 159V157ZM130 156L132 157V159L134 161L137 162L136 164H134V163L130 164V162H131ZM154 156L155 157L158 156V158L157 157L156 158L159 161L157 159H155ZM160 156H162L163 158H161ZM126 157H128V158H126ZM153 157L156 160V162L153 159ZM167 157H170V159H171L170 164L168 163ZM185 158L188 159L187 163L185 161L186 160ZM138 159H140V160H138ZM149 159H151V160H149ZM91 160H92L93 164L95 162L94 166L92 165ZM101 161H103V162H101ZM140 161H142V162H140ZM172 161L173 162L179 161V162L174 163L175 164L174 165V164H172ZM88 163H90V165H88ZM104 163L105 164L109 163V164L105 165ZM113 163H115V164H113ZM182 163H183V165H182ZM153 164H154V166H153ZM112 165H114V166H112ZM184 165H185V167H184ZM181 166L184 170L181 169ZM155 167H157V168H155ZM197 167H198V165H197ZM87 168H89V169H87ZM108 169H110V170H108ZM114 169H116V170H114ZM177 169H178V171H177ZM140 170H142V171H140ZM154 170H157V172ZM160 170H162V171H160ZM166 170H167V172H166ZM83 171H85V173ZM86 171H87V173H86ZM97 171H100V169H98ZM253 171H254L253 168L247 167V174H249L250 177H252V178L254 177L256 179L255 180L256 186L260 190H262L261 191L263 194L262 200L264 202V169L260 170L257 174L255 171L254 172ZM105 172L106 173L108 172L109 174L108 173L106 174ZM153 172H155L154 173L155 175L153 174ZM178 172H179V174H178ZM167 173L169 176L167 175ZM203 173H205V172H203ZM94 174H95V171H94ZM150 174H152V175H150ZM90 175L88 177H91ZM207 175L209 176V173H207ZM160 176H162V177H160ZM256 177L258 178V180ZM147 179L150 180L149 178H147ZM208 180L209 179H207V181ZM70 182L72 183V180ZM141 182L143 185L140 186V189H141L140 191L131 189V187H133L134 184L140 185ZM210 185H212V186H210ZM86 186L88 187V185H86ZM212 192H213V195H212ZM118 193H120V194H118ZM85 197H88V196H85ZM172 197H174V196H172ZM134 199H135V201H134ZM167 200L170 203V202H173L174 199L169 197V199H167ZM140 207H141V205H140ZM214 209H216V208H214ZM166 211H168V212H166ZM193 211H194V209H193ZM126 213L124 212V214H126ZM163 214L165 216H167V215L170 216L171 212H170V210L165 209ZM174 214L177 215L178 213L177 212L174 213V210H172L171 216L174 217L175 216ZM129 254H131V253H129ZM133 256H130V258L133 257V258H131V260L135 259L139 264H165V263L167 264V262H168V264H170V263L171 264H184V263L185 264H192V263L196 262V259L198 257L205 258L206 254L203 252V250L199 249L198 247H196V248L193 247L192 250H190L189 252L186 250H179L176 252L171 251V250H167L163 253L158 254L157 258H148L143 253L142 254L137 253Z\"/></svg>",
  "mask_w": 264,
  "mask_h": 264
}]
</instances>
